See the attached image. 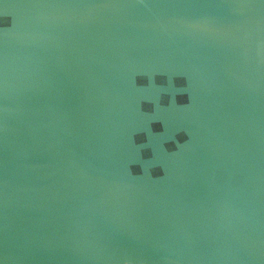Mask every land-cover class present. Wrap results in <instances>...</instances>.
<instances>
[{"label":"water","instance_id":"1","mask_svg":"<svg viewBox=\"0 0 264 264\" xmlns=\"http://www.w3.org/2000/svg\"><path fill=\"white\" fill-rule=\"evenodd\" d=\"M0 264H264V0H0Z\"/></svg>","mask_w":264,"mask_h":264}]
</instances>
